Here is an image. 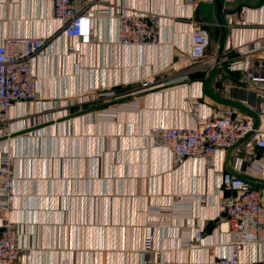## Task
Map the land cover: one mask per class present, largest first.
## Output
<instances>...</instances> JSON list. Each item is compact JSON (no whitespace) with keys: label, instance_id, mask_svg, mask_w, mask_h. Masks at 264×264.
Listing matches in <instances>:
<instances>
[{"label":"crops","instance_id":"1","mask_svg":"<svg viewBox=\"0 0 264 264\" xmlns=\"http://www.w3.org/2000/svg\"><path fill=\"white\" fill-rule=\"evenodd\" d=\"M263 2L76 0L95 10L92 39L81 43L64 36L50 0H0V44L48 39L31 62L36 98L0 111V158L11 160L17 195L3 215L18 226L21 264H207L229 253L219 201L230 192L221 191L220 174L264 184L235 169L260 150L240 141L209 162H175L155 131L193 126L212 109L257 119L256 97L228 65L262 30L253 21L260 13L244 9ZM132 9L157 14L156 42H117L114 11ZM193 22L208 30L210 45L206 62L188 64ZM251 56L252 71L264 75V50ZM195 227L202 239L189 246ZM239 264H264L259 245H246Z\"/></svg>","mask_w":264,"mask_h":264},{"label":"built area","instance_id":"2","mask_svg":"<svg viewBox=\"0 0 264 264\" xmlns=\"http://www.w3.org/2000/svg\"><path fill=\"white\" fill-rule=\"evenodd\" d=\"M75 1L50 0L51 16L59 22L65 37L88 43L92 39L91 21L95 10L92 7L83 9ZM183 1L186 5L195 7L200 0ZM244 10L246 14L252 10L260 13V19L253 21L258 23L262 30L256 33L249 43L238 46L244 58L231 61L228 68L242 73V81L256 97L257 119L250 115H236L233 109H212L193 126L161 127L155 131L154 141L168 149L175 162L185 158L209 162L212 157L242 141L247 151L259 149L260 155L258 162L238 158L235 169L264 180V75L255 74L250 68L251 53L264 50V2L257 8ZM114 14L118 21L117 42L121 46H138L157 41L156 13L132 9L114 11ZM47 41L46 37L39 35L9 36L0 44L1 113L13 103L29 102L36 98V78L31 62L41 53ZM209 45L208 30L202 24L193 22L189 31V49L185 61L188 64L206 62V50ZM182 61L183 59L179 62ZM88 99L87 96L82 98ZM10 164L11 160L6 155L0 158V264H21L18 226L3 215V212L15 207L17 199ZM219 186L221 191L230 192L228 195L223 194L219 201L220 209L226 217V227L221 230L229 253L213 255L207 264H239L241 251L252 243L259 245L264 255V184L254 185L249 180L223 170ZM201 239L202 227H195L188 245L196 246ZM150 243L151 230L147 227L145 246L149 248Z\"/></svg>","mask_w":264,"mask_h":264}]
</instances>
